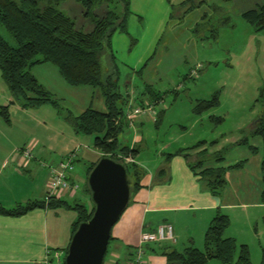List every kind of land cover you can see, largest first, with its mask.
<instances>
[{
	"label": "rangeland",
	"instance_id": "374dc122",
	"mask_svg": "<svg viewBox=\"0 0 264 264\" xmlns=\"http://www.w3.org/2000/svg\"><path fill=\"white\" fill-rule=\"evenodd\" d=\"M181 1L171 0V4L177 6ZM262 2L264 0H193L190 3L193 7L185 12L186 7L170 10L166 0H131V13L125 21L126 33L115 31L110 37L113 61L108 50H104L100 55V66L104 76L113 72L115 67L116 92L124 100L130 97L136 104L142 100L143 106L151 93L161 98L154 105V118L161 112L157 123L148 121L143 122V126L136 124L133 128H123L118 135L122 146L129 145L134 136L141 140L137 144L135 160L144 175L147 170L153 174L164 155L178 147L226 137L227 143L221 144V155L228 160L237 152L230 143L250 139L249 127L264 115V96L261 95L264 89V30L254 31L241 19L240 14L253 3ZM104 9V5L98 7L95 14L101 15ZM59 10L74 18L77 27L83 30L91 27L74 0H65ZM0 36L9 45H14L1 26ZM46 66L35 65L32 72L40 83L51 84L54 93L59 94V89L52 84L56 82L55 78L46 68L53 73L56 69L48 63ZM0 82L5 87L1 78ZM5 92L8 94L6 88ZM215 94L216 106L198 115L192 113L196 101L208 100ZM66 109L67 106L59 102L57 108L43 105L27 111L29 117L26 120L32 129L30 135L33 141L38 142L32 143V151L34 148L35 151L41 150L39 140L59 148L61 144L56 136L61 130L58 126L69 127L64 120ZM11 118L8 133L20 140L24 136L21 127L23 121L15 116ZM79 136L89 137V149L85 150L87 159L79 157L73 161L70 173L84 183L85 172L97 157L91 152L98 150L92 146V136ZM216 149L219 150V146ZM208 151L212 153L215 150L210 148ZM45 152V156L40 154L41 159L49 166L51 162L48 157L53 154V148H45L42 153ZM56 155L58 152L53 154V158L61 156ZM210 162L217 163L213 160ZM76 195L79 196V203L86 208L91 206L87 193L81 194L78 188ZM259 210L250 209L248 220L243 223L235 221L239 220L236 212H228L230 218H234L231 233L237 237L236 245L247 247L250 264H260L264 250V237L259 241L253 235L255 227L258 232L264 229L263 224L255 219L262 214V210ZM197 249H202V246ZM108 257L109 249L105 259ZM207 264L218 262L210 259Z\"/></svg>",
	"mask_w": 264,
	"mask_h": 264
},
{
	"label": "crops",
	"instance_id": "0c3cea01",
	"mask_svg": "<svg viewBox=\"0 0 264 264\" xmlns=\"http://www.w3.org/2000/svg\"><path fill=\"white\" fill-rule=\"evenodd\" d=\"M171 3V0H168L167 4L170 10L180 6V3L177 6H173ZM130 7L131 0H129ZM41 65L47 67L46 63ZM32 69H30V74L48 92L50 98L56 102L57 107L59 102L67 106V115L77 117L87 108L97 113H106L103 98L98 88L86 85L69 86L59 76L56 67L54 73L49 70L50 68H46L55 78L56 82L51 83L59 89L60 93L56 94L52 90L51 84L40 83ZM3 87L2 82H0V107L7 106L8 121L5 122L0 117V206L11 209L27 202L42 201L49 178V167L56 165L71 152L75 153L73 161L79 157L87 159L85 150L88 151L90 140L89 137H81L79 136L81 134L73 132L71 124L66 120V115L64 120L69 127L58 126L61 130V133L56 136L57 141L61 144L59 148L48 143V145L44 144L43 141L39 140L41 150L35 151L34 148L32 151V143L36 141H33V136L30 135L32 129L26 120L29 117L27 111L30 108H22L19 103L12 102L9 92H7L8 94L5 92L6 86ZM131 100L134 101L130 97L125 99L123 111ZM145 101L150 102L149 99ZM148 102L145 103L149 104ZM12 116L23 121L21 127L24 139L16 140L15 136L8 133ZM155 120L154 115L150 118L141 117L134 121L131 128L136 124L140 126L143 122L151 121L154 123ZM251 128L250 126L248 130L250 131ZM84 136L94 137V135ZM249 138V140L243 139L246 141V145L236 141L230 143L236 147L237 152L228 160H225L221 155V144L227 143L226 137L212 140L215 142L213 146L204 145L187 152L188 160L191 162L193 159L195 160L194 155L204 148L207 149L208 153H210L208 151L210 148H214V152H220V161L203 163L201 169L230 168L243 162L239 168L226 170L224 178L228 182V186L226 182L219 197L211 196L202 188L196 175L201 169L195 170V173L192 172L186 165L185 159L180 155H174L168 159L165 179L160 182L154 183L153 181L156 179L157 170L164 168V159L153 174L149 170L146 171L145 175L142 173L137 181L139 188L130 193L129 203L110 230L111 241L106 248V254L109 249V257L105 259V255L102 264H126L129 252L137 248L142 251L141 261L143 264H164L165 258L162 251L166 247L176 252H181L186 247H201L206 227L217 211L228 216L230 222L224 231V235L235 241L237 237L235 233H231V222L234 218H230L231 215H228L230 211L231 214L237 213L235 216L239 220L235 219L236 222L243 223L247 222V213L250 209H261L262 214L257 215L255 219L261 222L264 227V202L261 200V192L264 187L261 168L262 142L256 136L249 135ZM140 142L141 140L134 136L127 146L130 149H137V144ZM205 142L209 143L208 141ZM217 146H219V150L216 149ZM248 147L254 150L250 151ZM45 148L48 150L53 148V154L58 152L56 156L61 155L59 158H53V154L50 155L48 159L51 165L49 166H46L41 159L42 155L45 156L46 154V152L42 153ZM184 148L188 147H178L171 153ZM26 149L30 151L29 158L22 157L21 152ZM91 154L97 156L95 157L96 161L101 156L98 151L96 153L93 151ZM137 154L133 158L129 157L131 160L129 163H135L141 170L135 160ZM68 181L77 185L81 194L86 193L82 179L70 173L68 174ZM76 191L61 192L56 199H66L68 202L78 201L79 196L76 195ZM74 219V212L62 208H35L15 217L0 215V264H40L46 256L50 264H62L64 250L70 238V226ZM167 227L170 229V237L155 240L157 230ZM254 233L253 235L259 241L264 237V229L262 232H258L255 227ZM261 233L263 236H260Z\"/></svg>",
	"mask_w": 264,
	"mask_h": 264
},
{
	"label": "trees",
	"instance_id": "16d2710c",
	"mask_svg": "<svg viewBox=\"0 0 264 264\" xmlns=\"http://www.w3.org/2000/svg\"><path fill=\"white\" fill-rule=\"evenodd\" d=\"M64 1L0 0V26L14 42V45L11 46L0 36V78L10 94L12 102L19 103L22 108H35L43 104L57 108L56 102L30 74V69L35 65L49 63L55 66L59 76L69 86L86 85L98 88L106 113H97L87 108L77 117L67 115L66 120L71 124L74 133L94 135L92 146L100 152V157H107L123 163V158H133L138 151L125 145L122 146L118 141V135L123 128H127L123 117L125 100L116 92L117 71L115 67L114 71L108 75L102 74L100 55L104 50H108L110 60L113 61L109 47L110 37L115 31L126 33L125 21L130 15L129 0H74L81 9L83 18H88L89 25H91L89 29L85 30L76 26L74 18L68 17L59 10L60 4ZM166 1L168 3V0ZM192 1L184 0L179 7H186L185 12H187L193 7L190 4ZM102 5L105 7L103 13L96 15V9ZM240 17L254 31L264 30V2L253 3L251 7L241 12ZM151 94V96L149 94L150 102L158 103L161 99L159 95ZM261 95L264 96V89L261 91ZM142 102V100L139 101L137 105H141ZM216 105L217 95L215 94L208 100L196 101L192 113L198 115ZM160 114L161 112L156 115L155 123H157ZM0 117L5 122L8 121L7 106L0 107ZM219 120L217 119V121ZM249 135L259 137L262 142L261 168L264 186V115L254 122ZM214 144L213 141L209 143L199 141L188 148L165 154L164 168L157 170L156 179L153 182L165 179L168 159L174 155L182 156L192 172L201 169L203 163L210 160L220 161V152L208 153L206 148L194 155L193 162L188 160V151L204 145L210 147ZM240 144L246 145V141L243 140ZM248 148L250 151L254 150L251 147ZM242 163L230 168L201 169L196 175L204 190L211 196L219 197L226 184L224 178L226 170L239 168ZM94 164H90L85 172L84 191L88 197L86 177ZM123 165L130 183V193L135 192L139 188L137 181L143 172L133 162L123 163ZM261 200L264 202V187L261 192ZM35 208H62L74 212L75 219L70 226L71 236L79 223L89 219L93 205L86 208L78 201L68 202L51 197L48 200L27 202L11 209L0 206V215L15 217ZM229 222L227 215L219 211L215 212L204 232L202 249L186 247L181 252H176L166 247L162 251L165 264H207L210 259H215L218 264H250L247 247L243 244L236 245L234 239L223 236ZM110 241L109 236L107 245ZM133 252L134 250L129 252L130 258L133 256ZM65 253L66 249L64 255ZM261 255L260 264H264V251ZM129 257H127L128 260Z\"/></svg>",
	"mask_w": 264,
	"mask_h": 264
},
{
	"label": "water",
	"instance_id": "95a60500",
	"mask_svg": "<svg viewBox=\"0 0 264 264\" xmlns=\"http://www.w3.org/2000/svg\"><path fill=\"white\" fill-rule=\"evenodd\" d=\"M86 185L93 210L70 236L63 264H102L110 230L130 200V183L120 161L100 157Z\"/></svg>",
	"mask_w": 264,
	"mask_h": 264
},
{
	"label": "built area",
	"instance_id": "2783aa9c",
	"mask_svg": "<svg viewBox=\"0 0 264 264\" xmlns=\"http://www.w3.org/2000/svg\"><path fill=\"white\" fill-rule=\"evenodd\" d=\"M155 104H146L141 106L137 105L134 102L127 104L123 111V117L127 124V128H131L134 124V121L141 117H152L155 113L154 111ZM22 157L29 158L30 151L28 149L21 152ZM75 157V153L71 152L62 158L56 165L49 167V178L47 181L44 200L49 198H57L61 192L71 191L75 192L77 190V185L71 184L68 181V174L72 171V161ZM122 161L129 163L131 160L129 157L123 158ZM170 237L169 227L163 229L159 228L157 230L155 240L168 239ZM142 251L140 248H137L133 252V256L127 260L126 264H143L141 261ZM40 264H50L47 256L43 258Z\"/></svg>",
	"mask_w": 264,
	"mask_h": 264
}]
</instances>
